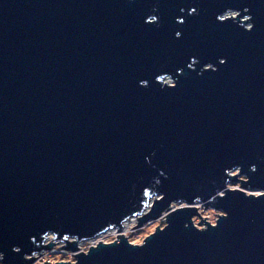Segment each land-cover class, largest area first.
<instances>
[{
    "label": "water",
    "instance_id": "95a60500",
    "mask_svg": "<svg viewBox=\"0 0 264 264\" xmlns=\"http://www.w3.org/2000/svg\"><path fill=\"white\" fill-rule=\"evenodd\" d=\"M158 195L225 215L52 264H264V0H0V264Z\"/></svg>",
    "mask_w": 264,
    "mask_h": 264
},
{
    "label": "bare ground",
    "instance_id": "6f19581e",
    "mask_svg": "<svg viewBox=\"0 0 264 264\" xmlns=\"http://www.w3.org/2000/svg\"><path fill=\"white\" fill-rule=\"evenodd\" d=\"M169 81L168 82H172L170 79H168ZM231 174L232 175H234L232 172H231ZM228 188H230V189H242V188H240V185H239V187H230L229 186V184H228ZM242 190H246V189H242ZM222 193V192H221ZM223 194V193H222ZM162 196L161 195H158V196H154V197H152V198H150L149 200H148V202L146 203V205L145 206H143V208H142V210L140 211V214H136L135 213V215H131L130 217H128V218H125V219H123V220H121L120 221V224L122 225V228L119 230V231H117V226L116 225H114L113 227H109V228H107V229H105L104 231H102V232H100V233H98V234H96L95 236H93V237H90V238H86V239H82V240H80L78 243H77V248H79L78 247V244L80 243H89V245L90 246H92V247H96L97 246V244H98V242L100 241V243H103V244H109V243H112V242H114V240H116L115 241V243H117L118 241H119V237L117 238L116 237V239H114L113 240V238H114V236H116V235H119V234H122V236L123 237H126L125 236V231H126V228L132 223L131 221H133V222H136V225H137V223H138V220L136 219L137 217H141L142 215H144V214H146L147 212H149V210L151 209V206H152V204H153V201H154V199H160ZM181 207H198L197 208V213H199V215L202 217V214L199 212V209L200 208H203L204 210H207V209H210V210H213V211H216V210H214V209H212V208H207V209H205L204 208V205H203V203H201V202H194L193 204H186L184 201H182V202H180V203H171L170 204V206H169V211H163L160 215H159V217L157 218V219H148L147 221H145V222H143L140 226H137V227H134L133 229H140L141 227H143V226H145V225H149V224H151V222H155L156 220H160V219H164V222H165V225H166V214L168 213V212H171V211H173V210H175V209H177V208H181ZM217 212H221L219 215H225L222 211H217ZM199 215H196V216H193L192 217V222H193V224H194V226H196V227H198L199 229H203V228H206V226L203 224V225H198L197 223H195V218H197V219H199V221L201 220V218L199 217ZM216 219H218V216L216 217ZM216 219H215V221H214V223H210L211 225H215L216 224ZM164 225V226H165ZM163 226V227H164ZM163 227H160L161 229L163 228ZM112 232V233H111ZM111 235H113V237H111ZM150 235V234H149ZM52 237H55V235L54 234H52V233H47V235L45 236V238H44V240H43V245H45V244H47V243H49V242H53V243H55V244H53V246L52 247H55V246H59V244H62V243H65L63 240H61V239H56V240H54ZM65 239L67 240V241H69V242H71V241H73L74 239L73 238H70V237H65ZM126 241H127V243H129V244H131V245H137V246H140L139 244H135V243H131L130 242V240L126 237ZM89 246V247H90ZM51 247V248H52ZM50 248V249H51ZM59 249H61V248H59ZM80 250V249H79ZM45 251V250H44ZM66 251V250H65ZM89 251V250H88ZM82 252V251H81ZM77 253H79L78 252V250L77 251H74L73 252V254H77ZM84 253V252H83ZM88 253V252H87ZM87 253H84V254H87ZM36 254H38V253H35L34 254V257H36ZM74 258H75V256H74ZM1 259V258H0ZM62 262H64V261H62ZM76 262V260H74V261H72V263H75ZM51 264H52V262H51Z\"/></svg>",
    "mask_w": 264,
    "mask_h": 264
},
{
    "label": "rangeland",
    "instance_id": "374dc122",
    "mask_svg": "<svg viewBox=\"0 0 264 264\" xmlns=\"http://www.w3.org/2000/svg\"><path fill=\"white\" fill-rule=\"evenodd\" d=\"M231 14H226V16H230ZM233 15V14H232ZM248 26V25H247ZM233 174L237 173V170L232 171ZM243 178V177H240ZM230 187H239V183L229 184ZM246 193H254L257 192L255 190H245ZM199 212L202 214V217H207L204 220L210 223H214L216 217L221 213L217 211H213L210 209L204 210L203 208L199 209ZM132 223L126 228L125 236L130 240L131 243L143 244V240L149 234H152L155 231V227H163L165 225L164 219L156 220L155 222H151L149 225H145L140 229H133V226H136V222L131 221ZM199 219L195 218V223H198ZM112 233V232H111ZM113 237V235H111ZM116 239L114 236L113 240ZM66 243L59 244V246L52 247L51 249L45 250L39 254H36V260L32 264H46L44 261L49 263H56V262H69L75 260L73 251L61 248L60 246L65 245ZM89 243H79L78 244V252L87 253L89 250ZM61 248V249H59ZM80 249V250H79ZM66 250V251H65Z\"/></svg>",
    "mask_w": 264,
    "mask_h": 264
}]
</instances>
